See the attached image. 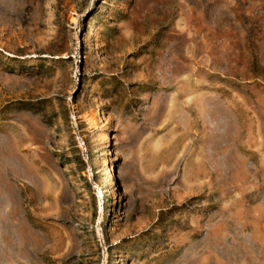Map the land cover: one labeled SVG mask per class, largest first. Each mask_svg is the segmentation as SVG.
<instances>
[{
	"label": "rangeland",
	"instance_id": "374dc122",
	"mask_svg": "<svg viewBox=\"0 0 264 264\" xmlns=\"http://www.w3.org/2000/svg\"><path fill=\"white\" fill-rule=\"evenodd\" d=\"M0 264H264V0H0Z\"/></svg>",
	"mask_w": 264,
	"mask_h": 264
}]
</instances>
